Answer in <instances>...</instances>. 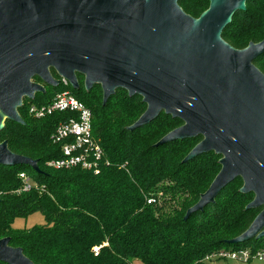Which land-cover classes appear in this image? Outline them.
Segmentation results:
<instances>
[{
    "label": "water",
    "instance_id": "1",
    "mask_svg": "<svg viewBox=\"0 0 264 264\" xmlns=\"http://www.w3.org/2000/svg\"><path fill=\"white\" fill-rule=\"evenodd\" d=\"M248 0H210L199 17L179 0H0V130L7 119L24 123L25 97L59 86L52 69L79 88L99 84L103 103L119 88L140 95L144 113L129 127L139 128L162 112L183 124L156 146L202 136L183 159L214 151L222 167L185 215L203 211L237 178L253 193L246 208L262 206L251 225L228 240L237 244L264 237V72L255 60L264 39L236 48L224 29ZM29 165L43 173L39 160L13 152L0 142V165ZM11 238L0 239V261L36 264Z\"/></svg>",
    "mask_w": 264,
    "mask_h": 264
},
{
    "label": "trees",
    "instance_id": "2",
    "mask_svg": "<svg viewBox=\"0 0 264 264\" xmlns=\"http://www.w3.org/2000/svg\"><path fill=\"white\" fill-rule=\"evenodd\" d=\"M201 1L208 8L209 0ZM179 3L194 17L203 12L191 9L185 0ZM223 37L236 48L263 40L264 0H248ZM255 64L264 72V53ZM52 72L58 76L55 69ZM78 76L84 82V76ZM35 80L42 82L39 77ZM64 89L47 85L46 92L36 93L33 99L25 97L19 107L24 123L7 119L0 130V142L7 141L13 152L39 160L43 171L33 179L32 188L24 191L19 173L36 171L25 164L0 165V239L10 237V244L22 247L36 264H134V259L145 264H214L205 259L220 250L264 248V237L228 243L263 209L246 208L253 193L230 191L242 178L228 184L203 211L184 218L221 170V155L211 151L183 162L202 136L156 146L183 124L165 112L130 130L147 104L126 89L119 88L104 104L101 85L90 90L70 87L92 109L93 133L105 156L98 173L80 166H50L49 161L63 156L62 143H54L52 134L69 113L36 118L29 113V104H47ZM122 92L125 96L118 98ZM149 198L156 202L149 204ZM35 212L44 215V224L27 229L13 226L17 218ZM104 243L108 245L96 256L94 248Z\"/></svg>",
    "mask_w": 264,
    "mask_h": 264
},
{
    "label": "built area",
    "instance_id": "3",
    "mask_svg": "<svg viewBox=\"0 0 264 264\" xmlns=\"http://www.w3.org/2000/svg\"><path fill=\"white\" fill-rule=\"evenodd\" d=\"M54 76L60 80L59 85L64 86L65 89L58 92L52 101L47 104H29V113L36 118H44L57 112L69 113L68 118L58 122L55 132L52 134L54 143H62L63 156L48 163L57 169L80 166L98 173L101 170L105 152L93 133V111L71 92L70 87L73 86L67 78L61 75ZM19 176L24 182L22 190L29 191L33 184L32 177L24 171H21ZM154 202H156L154 198L148 199L149 204ZM106 245L108 244L104 243L96 246L94 254L97 256L101 248ZM255 258L264 259V248L256 251L250 248L235 251L220 250L217 253L208 255L205 261L215 263V261L229 259L248 263Z\"/></svg>",
    "mask_w": 264,
    "mask_h": 264
},
{
    "label": "rangeland",
    "instance_id": "4",
    "mask_svg": "<svg viewBox=\"0 0 264 264\" xmlns=\"http://www.w3.org/2000/svg\"><path fill=\"white\" fill-rule=\"evenodd\" d=\"M201 2V5H199V3ZM210 2V0H209ZM185 5L189 6L191 9H196L198 10V12L204 11L206 9H204V4L202 3L201 0H185ZM196 5H199L197 7H195ZM210 3H208V7H209ZM204 9V10H203ZM202 13V12H201ZM100 96L103 98V92H99ZM125 96V94L122 92L120 94H118V98H123ZM136 100H140L139 98H137ZM102 101V99L100 100V102ZM27 173L32 177V179H35L37 176V172H33V171H27ZM243 186V182L238 181L236 182L232 188L230 189V191H234L236 189H241V187ZM45 223V217L41 212H35L31 215H29L28 217H20L17 218L13 224V226L17 229H27V228H32L35 225H42ZM134 264H145L143 261H141L140 259H134ZM214 264H264V259H252L250 262L248 263H243L240 261H235V260H221V261H215Z\"/></svg>",
    "mask_w": 264,
    "mask_h": 264
},
{
    "label": "flooded vegetation",
    "instance_id": "5",
    "mask_svg": "<svg viewBox=\"0 0 264 264\" xmlns=\"http://www.w3.org/2000/svg\"><path fill=\"white\" fill-rule=\"evenodd\" d=\"M53 73V72H52ZM54 75V74H53ZM78 79H79V76H78ZM41 83H43L44 85H45V87H46V89H47V84H45L44 82H41ZM79 88H81V87H84L85 89H86V87H85V83L84 82H82L81 80H79Z\"/></svg>",
    "mask_w": 264,
    "mask_h": 264
},
{
    "label": "bare ground",
    "instance_id": "6",
    "mask_svg": "<svg viewBox=\"0 0 264 264\" xmlns=\"http://www.w3.org/2000/svg\"><path fill=\"white\" fill-rule=\"evenodd\" d=\"M0 114L2 115V112H1V110H0Z\"/></svg>",
    "mask_w": 264,
    "mask_h": 264
}]
</instances>
